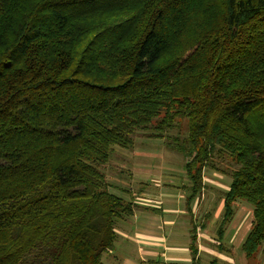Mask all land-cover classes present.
<instances>
[{
    "label": "trees",
    "instance_id": "obj_1",
    "mask_svg": "<svg viewBox=\"0 0 264 264\" xmlns=\"http://www.w3.org/2000/svg\"><path fill=\"white\" fill-rule=\"evenodd\" d=\"M139 136L186 157L191 215L228 159L218 240L244 201L263 250L264 0H0V264H104L137 205L100 168Z\"/></svg>",
    "mask_w": 264,
    "mask_h": 264
},
{
    "label": "rangeland",
    "instance_id": "obj_2",
    "mask_svg": "<svg viewBox=\"0 0 264 264\" xmlns=\"http://www.w3.org/2000/svg\"><path fill=\"white\" fill-rule=\"evenodd\" d=\"M180 124L169 132L170 136L187 134V121L182 120ZM169 139L139 136L135 137L131 148L113 146L109 161L100 168L106 173L110 191L126 200L132 198L138 204L154 206L163 204L164 208L184 211L183 213L176 211L165 213L163 218L174 220L176 224L166 225V231L172 228H183L191 232L193 223L196 222L199 227L201 220L205 221L206 234L212 237L210 239L203 237V242L209 240L211 243L207 242L201 249L202 264H209L212 261L218 262L217 264H264V247L254 258L246 257L241 249L249 232L248 220L251 211V207L244 201H238L235 216L228 225L224 238L221 243L217 241V228L222 219L221 204L224 192L230 184V177L224 172L230 167L229 160L216 158L219 170L205 169L204 190L201 193L200 202L195 206L194 215H191L186 207L187 196L190 193V181L184 167L186 157L169 147L167 144ZM152 199L160 201L156 203ZM207 214L209 217L205 218ZM153 217L155 220H162L160 211H155ZM115 229L116 248L112 254H103L104 264H124L125 255L128 257L129 254H125V251L131 252L132 256L139 261L138 243L135 237L137 230L133 219L124 221L118 219Z\"/></svg>",
    "mask_w": 264,
    "mask_h": 264
},
{
    "label": "crops",
    "instance_id": "obj_3",
    "mask_svg": "<svg viewBox=\"0 0 264 264\" xmlns=\"http://www.w3.org/2000/svg\"><path fill=\"white\" fill-rule=\"evenodd\" d=\"M131 200H133L137 205L134 211V215L128 218L121 219V221L128 220L129 218L133 219L135 228L137 230V235H135V237L138 243L137 249L139 261H137V259L132 256L131 252L125 251L124 253H129L132 258L129 254L128 257L125 255L126 258L124 264H140L141 262V264H193L189 252L191 232H189V230H183V228H172L166 231V225L169 226L176 224L174 223V220H165L163 218L165 213H175V211L177 213H183L184 211L180 209L164 208L163 204L156 206L151 204L143 205L136 203L132 198ZM153 201L158 203L160 200L155 199ZM199 202L200 200L194 203V209ZM155 211H160L162 220H155V218L153 217V213L155 214ZM206 217L208 218L209 214H207L205 218ZM201 222L202 223L199 227L197 225V259H199L197 264H202L200 257L201 249L206 246L207 242H210L209 240L207 242H203V237L206 236L208 239L212 237L206 234V227H202V224H204L205 226L206 222L203 220H201ZM217 241L221 243L218 238Z\"/></svg>",
    "mask_w": 264,
    "mask_h": 264
}]
</instances>
